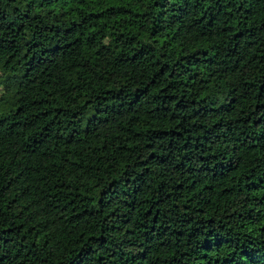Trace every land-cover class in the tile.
Here are the masks:
<instances>
[{
  "label": "trees",
  "instance_id": "trees-1",
  "mask_svg": "<svg viewBox=\"0 0 264 264\" xmlns=\"http://www.w3.org/2000/svg\"><path fill=\"white\" fill-rule=\"evenodd\" d=\"M0 264H264V0H0Z\"/></svg>",
  "mask_w": 264,
  "mask_h": 264
}]
</instances>
